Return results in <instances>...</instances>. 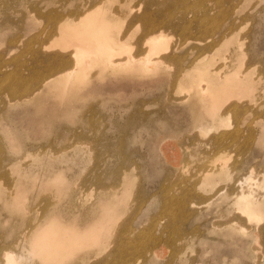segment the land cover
<instances>
[{
  "label": "rangeland",
  "instance_id": "obj_1",
  "mask_svg": "<svg viewBox=\"0 0 264 264\" xmlns=\"http://www.w3.org/2000/svg\"><path fill=\"white\" fill-rule=\"evenodd\" d=\"M90 1L0 0V53L6 50L0 58L5 67L0 71H15L19 63L18 71L27 76V69L38 61L31 49L41 46L47 48L44 55L69 53L72 43L79 41L87 20L72 22L69 18L75 32L69 33L66 43H60L57 24L65 18L53 21L52 17L69 15L71 10L81 13ZM221 1L176 0L165 5L164 17H170L168 21L173 24L183 23L179 11L189 8L190 13L184 16L193 20L190 32L165 30L156 41L144 44L141 51L162 41L161 56L186 57L181 66L183 73L197 54H190L191 47L204 52L201 65L188 71L190 81L197 80L204 68L217 73L219 78L240 75L245 83L238 91L252 95L255 100L248 106L252 108L230 114L217 132L200 131V118L209 124L202 103L196 97L187 98L188 80L178 83L172 79L178 73L175 61L157 63L155 55L149 56L150 63L143 58L131 60L121 65L117 73L93 76L86 84L80 72L71 73L65 79V87L43 89L29 103L8 101L6 88L16 83L0 74V264L5 249L27 254L32 236L25 229L28 240L22 238L20 227L34 226L38 220H55L66 227L85 229L76 215L79 195L84 201L90 197L87 204L95 206L99 214L105 204L113 201L116 250L110 245L102 250L95 248L89 252L96 254L95 259L62 264H264V232L255 235L264 230V217L258 225L247 224L234 216L233 204L238 187L250 190L264 202V188L255 181L260 177L257 170L264 167V0ZM151 2L111 0L92 20L98 25L108 19L110 24L106 23V27L111 34L123 32L128 42L136 43L143 35V24L132 18L142 15ZM155 9V5L148 8ZM16 36L23 40L16 46L9 44ZM131 47L132 51L125 55L131 52L140 57L133 44ZM87 68L94 70L97 65ZM29 81L30 86L36 82L38 87L41 79ZM210 93L205 97L209 98ZM237 122L242 130L235 140L214 142V136L232 132ZM218 164L225 171L222 177L217 175ZM255 164L258 169L251 174ZM131 170L134 171L129 173ZM208 170L215 173L209 185L203 178ZM249 172L253 179L244 185L238 182ZM56 175L59 180L54 181ZM17 196L20 199L16 202ZM234 218L236 226L229 222ZM90 221L88 218L85 223ZM246 231L251 235H245ZM19 239L22 242L12 246L11 242ZM109 251H116L123 260H111L107 256ZM21 263L46 264L33 256Z\"/></svg>",
  "mask_w": 264,
  "mask_h": 264
},
{
  "label": "bare ground",
  "instance_id": "obj_2",
  "mask_svg": "<svg viewBox=\"0 0 264 264\" xmlns=\"http://www.w3.org/2000/svg\"><path fill=\"white\" fill-rule=\"evenodd\" d=\"M110 2H111V0H91L89 2L90 5L88 6V8H86V10L83 9L84 11H82L81 13L79 12V10H71L72 13H70L69 15L65 14L63 16L59 15L58 17H55V18L52 17L53 21L54 20L59 21V19L65 18L64 20H61V22L59 21V24H57L56 36H57V38H59L60 43H66V40L69 38V33L75 32V29H73L74 27L68 23L69 18L72 19V22L81 21V20H84V21L87 20V21L85 22V25L81 28L83 33L78 36L79 41L72 43L71 46H73L72 47L73 49L68 51L69 53H57L54 55H52V54H48V55L45 54L44 55V54H42V52H45L47 48L44 46H41L38 50L31 49L32 56L34 58H37L38 61H37L36 65L27 69V71L30 72L27 76H22L20 74V72L18 71L19 65H20L19 63H18V65L16 64L15 71H10V72L0 71V74L2 75V77H4L5 79H9L11 81L13 80V83H16L14 85L10 84L7 86L8 88H6V92H8V98H9L8 101H14V99H16L18 101L20 100L23 103H29L30 101L37 98L43 89L48 90L54 86L55 87H58V86L59 87H65L66 86L65 79L67 78V76L71 75V73L78 74V72H80L81 76L83 77L84 84H86V82L89 81L93 76L101 77L102 74L106 75V74L117 73L116 71L121 69V67H122L121 65H124L125 63H127L128 61H131V60H134V62H136L139 60V58H143L145 61L150 63V62H152V59H149V56L155 55V57L153 59L155 61L157 60V63L158 62L164 63V60L165 61H167V60L168 61H175V64H177V67L178 66L179 67H178V73L173 75L172 79L177 80L176 82H178V83L179 82H185V80H188L189 84L187 86V88H188L187 98L190 99L192 97H196V98H198V101H200L202 103V108L205 111V115L209 121V124H208V122L204 121V118H200L201 122H200V124H198V126L200 127V131L203 130L207 134L208 132H212L214 130L215 131L219 130L220 129L219 127H221L220 124H223V120L228 118V116L230 114H232V113L239 114L242 111L245 112V111H248V109L252 108V107L251 108L248 107L249 103H251L252 100H255V99L251 98L252 95L251 96H249L250 94L242 95L240 93V91H238V89L243 86V83H245L243 80L240 79V75H235L233 73V76L231 74V76L226 77L227 76L226 75L223 78H219L218 77L219 75L217 73L212 72L210 70H207V68H204L203 71H201L202 69H200L202 74L199 76V78L197 80H192V81L189 80V77L191 78V75L189 74L190 68L195 67L197 65L199 66L200 62L203 60V57L201 58L200 56L204 52H202V53H201V51L198 52L197 51L198 49L195 48L194 46L191 47L190 54H192V52H197V54L195 57H193L189 61L188 65H191V64L192 65L190 68L186 69L184 71V73L182 72L183 69L181 68V66L183 65V62L186 59V57L184 55L181 57V56H177L174 54H172L171 56H161L163 54L162 50L160 49V45H161L162 41H160L159 43L157 42L156 44L153 45V47H151L150 49H147L141 53L142 47L144 46V44L156 41L158 39L156 37L163 36L165 30L172 28L176 31L180 30V32L184 33V34L187 31H189L190 28L192 27L193 20H187V19H185V16H184V15L190 13L189 8L184 7L185 8L184 10H180V11L178 10L181 13L182 18H184V20L182 21L183 23H181V24L174 23L173 24V22L168 21V19L170 17L168 19L164 17L167 14L166 8H164V6L170 5V2H176V0L175 1L174 0H152V2L150 3V6L151 5L156 6V9L154 11H149L148 10V8L150 7L149 6L147 8H144V12L142 15L133 16L132 21L139 20L143 24V28H142L143 29V33H142L143 35L141 38L138 39V41L136 43H130L125 39L123 32L122 33L117 32V33L111 34L110 30L106 27V23L110 24L108 19L103 20L102 23L98 24V25L94 24V21L92 20V19L96 18L101 13V10L103 9V7L107 4H109ZM220 2H222V1L220 0ZM200 6H202V5H200ZM225 10H227V9H225ZM221 11H222V9H221ZM173 12L175 13V11H173ZM176 15H177V13H176ZM208 16H210V15H208ZM4 19H5V17H3V20L1 23H4ZM204 19L207 20L206 18H204ZM88 21H91L93 24L87 23ZM200 21H202V20H200ZM207 22H205V23H207ZM213 24H214V22H213ZM213 24H211V26ZM205 34H206V32H205ZM233 34L235 35V33H233ZM221 35H223V34L221 33ZM21 38L22 37H19V36H16L15 38L13 37L12 39L9 40L10 41L9 44H14V46H16L18 42L23 40ZM218 38H221V37L219 36ZM236 38H237V36H236ZM234 40H235V38H234ZM234 40H233V43H236V41L234 42ZM222 42L223 41H221V43ZM230 42H232V41H230ZM132 44L134 45V49H137L136 53H141L140 55L138 54L140 57H137V55H135L133 53L131 54V52H130V55H125L129 51H132V47H131ZM229 45H230V43H229ZM126 46H128V47H126ZM217 46H219V45H217ZM198 47H199V45H198ZM236 47H237V45H236ZM61 49L64 50L63 48H61ZM145 49H146V47H145ZM5 53H6V50H4V52L0 53V58ZM145 53H146V55H145ZM71 54H76V56L71 55ZM77 56H79L80 59L77 58ZM80 63H81V65H80ZM92 64H96L97 68H95L94 70H88L87 67L92 65ZM4 65L0 64V70H1V67ZM188 65H185V66L187 67ZM198 69H196V70H198ZM95 71H96V73H95ZM236 73H238V72H236ZM30 79H32V80L33 79L34 80L41 79V82L38 83L40 85L38 87H35L36 82H34V84L30 86V84H31V82L29 81ZM93 79H95V78H93ZM194 79H195V77H194ZM205 82L207 84H205V85L201 84V83H205ZM210 88H212L213 94L210 93L211 92ZM247 91H248V93H249V91L251 92V90H249V88ZM208 93H210V96H209V98H206L205 95L207 96ZM184 99H186V97ZM246 100H247V102H246ZM238 123L239 122L236 123V125H235L236 127L234 128V130L232 132H223V133L220 132V134H217L216 136L213 135L214 136V142L215 143H220V142L222 143L224 140L225 141L226 140H233V139L235 140V138L238 137L240 130H242V129L239 130ZM254 132H255V130H254ZM249 133H250V131H249ZM247 141H248V139H247ZM237 146H235V147H237ZM253 148H255V147H253ZM219 149H221V148H219ZM75 150H76V148H75ZM233 151H234V149H233ZM77 152H79V151L77 150ZM26 153H28V152H26ZM22 161H24V160H21V162ZM222 162H225V161H222ZM64 164H62V165L64 166ZM221 165H222V163H221ZM218 166H219V164H218ZM219 167H220L219 168L220 171L217 173V175L218 176L224 175L225 171L223 172L221 166H219ZM256 167H257L256 164L253 165V167L250 170L251 174L254 173L258 169V168L255 169ZM259 167L261 168V166H259ZM206 169H207V167H206ZM209 170H211V169H209ZM209 170L207 172L205 171L204 174L201 172L203 174V178H204L205 182L208 185H209V182L211 181V178L213 177V175H215V173H213L212 171H209ZM133 171L131 170V172H129V173H132ZM250 172H249V175L247 177H244V178L241 177L242 179L238 180V182H241L244 185L247 181L249 182L251 179H253L252 175H250ZM257 172L260 174L259 175L260 177H256L255 181L258 183V185H260L264 188V167H262V170H260V171L257 170ZM226 173H227V170H226ZM123 174H124V172H123ZM34 175H36V174H34ZM34 175H32V177ZM59 176L61 178V174ZM126 177H127V175H126ZM25 178L27 179V177H25ZM56 180H59V177H57V175L55 176L54 181H56ZM236 182L237 181H234V184ZM12 183H13V181H12ZM241 183L239 184V186L241 185ZM173 187H174V185H173ZM187 189H189V188H187ZM109 190H111V189H109ZM193 192L195 193V191H193ZM83 194L86 195L85 193H83ZM103 194L104 193L102 192V195ZM190 194H191V192H190ZM258 196L260 197V195H258ZM262 196H264V194ZM233 197H234L233 204L235 205L234 210L236 211L234 216H237L238 218L244 220L247 224L256 223L258 225L264 217V202H263V200H260V198L258 199L257 197L255 198V195H253V193L250 190L246 191L245 189L240 188V187H238V191L234 194ZM18 198H19V196L16 197V199H15L16 202H17V200L20 199V198L19 199ZM78 198H79V203H78V201H76L78 203L76 205L78 206L79 211H77L78 214H76V215L80 217V220L82 222H84L83 225L86 226L85 229H83V230L77 229L76 230V229H74V227H66L62 223H60L59 221L56 222L55 220L54 221L53 220H51V221L50 220L49 221L38 220L37 223L34 225L35 227L34 226L20 227L19 233H20V236H22V238L25 237V238H27L26 240H28V234H26L25 229H27L29 232V235L32 236L31 242H30V244H31L30 248H28L29 250L26 249L27 254H24V253L15 254L12 250L5 249L2 253L3 264H22L21 263L22 260L30 259L31 256L38 258L40 261H42V263H46V264H62V263H65L69 260H73V262L75 263V261H77L78 259L79 260L85 259L84 260V262H85L86 260H90V259L96 257L95 256L96 254H90L89 253L92 249H95V248L100 249L101 248V250H102L106 247L109 248L108 247L109 245L112 246V248L114 247V245H117L116 241H114V236H113L114 233L112 232V227L114 226V223L116 221V217H115L116 212L114 210L115 205H113V203H112L113 201L112 202L109 201L110 203L105 204V207H103V209L100 211V214H99L98 210L95 206H89L87 204L90 197L86 198V199H88L86 201L83 200L85 198L81 197V195H79ZM225 198H227V197H225ZM170 199H171V197H170ZM208 199H211V197H208ZM231 199L233 200V198H231ZM207 200H204V202H206ZM14 204H16V203H14ZM52 204H54V203H52ZM165 205H167L166 201H165ZM190 206H194V204L192 202H190ZM176 207H177V205H176ZM178 208H181V207H178ZM163 210H165V209H163ZM177 211H178V214H180L179 209H177ZM186 214H187V212L185 213V215ZM173 217H174V215H173ZM88 218H89V220H91L90 222H92V223H85ZM235 219L236 218L231 219L229 222H232L235 225L236 224L235 222H237V220H235ZM26 223H27V221H26ZM30 223H31V221H30ZM87 224H89V225L91 224V226H89ZM32 227H33V230H32ZM241 230L243 231V229H241ZM263 232H264V230H259V232H257V234H255L256 237L263 234ZM247 233H249V231L244 232L245 235H251V233L250 234H247ZM137 235H139V234H137ZM142 235H143V233H142ZM145 235H147V234H145ZM112 236H113V238H112ZM121 236H120V238H124V236H122V237ZM173 237H174V235H173ZM20 241L22 242V240H20V239L14 240L11 242V244H12V246H14V244H18V242H20ZM122 241L120 239H118L119 243H122ZM23 250L24 249H22V251ZM114 250H116V248ZM85 251H87V252H85ZM111 251L114 252L113 250H111ZM111 251H109L107 253V256H110L111 260H113L115 262L123 260V258H124L123 256H120L116 251H115V253H112ZM81 252L83 253V255ZM78 254H81L82 258L78 257L77 256ZM112 254H113V256H112ZM127 254H128V257H131L130 252ZM100 259H101V257H100ZM107 260H108V258H107Z\"/></svg>",
  "mask_w": 264,
  "mask_h": 264
}]
</instances>
